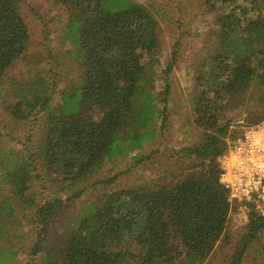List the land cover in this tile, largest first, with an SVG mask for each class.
Here are the masks:
<instances>
[{"label":"trees","instance_id":"trees-1","mask_svg":"<svg viewBox=\"0 0 264 264\" xmlns=\"http://www.w3.org/2000/svg\"><path fill=\"white\" fill-rule=\"evenodd\" d=\"M21 1L0 0V84L29 43ZM54 2L64 8L62 38L71 51L49 53L53 66L10 79L7 91L0 88L11 98L13 120L37 115L43 120L30 151L0 149V188L7 190L0 195V264L15 259L13 240L29 233L16 229L21 220L30 223L32 216L44 224L62 195L76 199L89 187L99 195L83 207L69 231L49 246L39 233L30 256L40 255L42 264H207L223 238L230 209L216 161L226 150L225 137L233 134V118L226 116L238 107H253L259 112H249L244 120L264 121V0H203L215 28L187 69L195 78L188 102L199 138L175 149L177 171H164V180L122 189L106 188L113 178L96 175L106 162L136 151L132 161L138 162L144 145L164 131L168 75L178 43L158 71V20L143 3ZM43 58L35 57L34 64ZM64 59L71 66L56 73ZM158 72L163 74L161 92L153 87ZM152 156L143 154V161ZM40 178L59 195L40 202L32 191ZM247 206L246 230L238 235L228 264H243L250 253L264 264V214L252 202Z\"/></svg>","mask_w":264,"mask_h":264},{"label":"rangeland","instance_id":"rangeland-1","mask_svg":"<svg viewBox=\"0 0 264 264\" xmlns=\"http://www.w3.org/2000/svg\"><path fill=\"white\" fill-rule=\"evenodd\" d=\"M137 1L148 7L158 20L162 44L160 57L162 65L159 66L158 71L166 66L174 43H178L176 62L168 75L170 83L168 119L162 134L144 145L140 155H138V162L133 163L132 161L136 151L124 158L106 162L96 175L100 179L113 178V181L106 186V188L112 189L143 186L145 181L164 180V177L169 175L171 171L173 173L177 171L175 167L176 157L173 155L175 149L190 146L199 138V134L193 128L194 117L188 102L192 96L195 78L187 73V69L191 56L208 42L209 34L215 28L212 15L207 10L203 0ZM20 7L29 32V43L24 53L1 78L0 88L6 91L10 79L25 77L29 72L33 73L36 69L49 68L52 65V60L48 58L49 53L65 56L71 51V46L62 38V28L66 21V15L61 5L55 4L54 0H22ZM37 56L44 57L38 65L34 64ZM49 64L51 65L49 66ZM66 66L70 67L71 65L67 59H64L61 67L55 72L63 73ZM158 75L160 76L153 82V87L157 92H161L164 88L163 76H161L163 74L158 72ZM63 84L64 82H61L58 88H61ZM0 93L2 95L0 97V149L2 151L3 149L30 151L31 147L38 141L43 127L41 115H37L36 118L30 117L24 121L13 120L9 111L11 98L5 91H0ZM249 112L257 114L259 111L253 107H238L227 114L226 117L232 116L233 118L230 124L233 134L234 131L237 132L241 128V125L247 123L244 118L245 116L248 117ZM229 133L231 134V132ZM232 135L230 136L232 137ZM228 138L229 136H226L224 140L227 141ZM157 148L158 152H154ZM1 150L0 154L2 153ZM151 152H153V156L143 161V154ZM164 171L168 173L165 176ZM32 187V191L40 202L51 201L59 195H55V187H50L42 178L39 179V182H35ZM95 187H105V184H97ZM6 192V186L0 188V195ZM99 192L93 191V187H89L81 197L76 199L66 200V195H62V201L44 224L32 216H30L32 219L30 223H26L27 220H21L20 226L16 229L19 228L23 233L29 230V233L27 237L20 240L12 239L13 249H18V252L10 264H42L43 260L40 255L30 256L29 254L32 243L38 239V234L40 233V240L46 239L45 244L47 246L52 245L57 238L69 231V225L74 222L79 212L89 201L96 199ZM260 206L264 212V206ZM247 212L248 208L243 207L242 204L230 203L223 238L216 243V247L207 259V264H228V257L234 249L238 235L246 230ZM260 238L262 245H264V234H261ZM47 246L44 245V248ZM254 255V253H250V258L244 260L243 264H258L259 260L253 259Z\"/></svg>","mask_w":264,"mask_h":264},{"label":"built area","instance_id":"built-area-1","mask_svg":"<svg viewBox=\"0 0 264 264\" xmlns=\"http://www.w3.org/2000/svg\"><path fill=\"white\" fill-rule=\"evenodd\" d=\"M240 127L235 136H229L226 150L216 158L219 182L227 190L230 203L248 207L247 203L252 202L264 214L260 206H264V121Z\"/></svg>","mask_w":264,"mask_h":264}]
</instances>
